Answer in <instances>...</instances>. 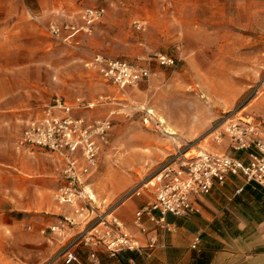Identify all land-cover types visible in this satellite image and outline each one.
<instances>
[{
  "label": "rangeland",
  "instance_id": "1",
  "mask_svg": "<svg viewBox=\"0 0 264 264\" xmlns=\"http://www.w3.org/2000/svg\"><path fill=\"white\" fill-rule=\"evenodd\" d=\"M19 1L0 0V8L17 15ZM92 7L105 14L90 30L72 38L48 31L53 22L82 26L81 11ZM159 53L176 65H160ZM99 54L131 62L143 57L150 77L126 90L104 85L85 65ZM33 58L43 60L52 96L56 90L94 100L93 108L77 114L111 116L108 142L86 183L101 207H111L177 155L224 145L222 124L229 116L262 117L264 0H23V61ZM22 127L13 126L12 147ZM216 130L223 135L220 144ZM56 248L46 241L25 247L12 241L0 264H47Z\"/></svg>",
  "mask_w": 264,
  "mask_h": 264
},
{
  "label": "crops",
  "instance_id": "2",
  "mask_svg": "<svg viewBox=\"0 0 264 264\" xmlns=\"http://www.w3.org/2000/svg\"><path fill=\"white\" fill-rule=\"evenodd\" d=\"M19 7L14 11L17 15H13L11 9L0 8V242H4L0 246V259L9 257L6 244L12 241L23 242V247L31 241L36 244L46 241L57 247L46 263L63 264L58 259L60 251L85 223L74 215L70 205H59L52 199V194L62 184V163L58 157L22 147L19 141L28 125L43 116L45 107H42L55 96L70 104L77 99L87 103L94 100L81 96L68 98L56 90L52 96L46 88L43 60L23 61V0L19 1ZM88 111L85 109L83 114ZM109 114H113L112 111ZM259 116L262 117L256 121L264 129V113ZM19 122L23 127L12 147L13 126ZM224 142V145H212L210 151H205L248 160V152L232 150L227 137ZM153 192L152 187L147 186L140 196L134 195L111 206L115 207V214L126 230L140 241L142 249L120 251L111 257L101 248L98 253L101 264H264V186L230 175L225 185L216 183L210 194L194 198L197 211L191 216L169 215L172 231L164 233L146 220L148 233L145 234L135 226L134 218L136 211L154 198ZM73 216L76 225L69 228L66 225L65 233H41L44 228L61 224L64 217ZM11 231L14 234H9ZM151 236L157 238L153 249L149 248ZM197 236L201 242L193 249L192 243ZM78 252L88 264V251L80 248Z\"/></svg>",
  "mask_w": 264,
  "mask_h": 264
},
{
  "label": "built area",
  "instance_id": "3",
  "mask_svg": "<svg viewBox=\"0 0 264 264\" xmlns=\"http://www.w3.org/2000/svg\"><path fill=\"white\" fill-rule=\"evenodd\" d=\"M105 9L87 8L80 18L82 26L75 24L59 25L53 22L48 31L61 38L77 36L81 30H90L101 20ZM138 57L136 62L111 58L106 55H94L86 61V67L95 71L102 81L121 90L136 87L150 77L148 66ZM156 60L162 66L174 67V58L156 54ZM104 97H102L103 99ZM96 103H86L77 99L70 104L62 97H56L49 104L41 118L33 121L24 130L19 144L29 149H38L58 157L62 163V184L55 192L59 205H70L74 215L81 217L84 228L69 241L58 255L63 264H85L79 255V249L88 251V264H101L99 250L103 248L111 257L120 251H140V241L126 230L124 223L115 214V207H101L92 198L87 181L98 168V158L103 144L108 142L113 127L111 116L89 118L77 113L93 108ZM151 118V114H149ZM149 123V118H145ZM223 132L230 140L232 150L248 152L247 161L227 153H212L205 150L196 155L190 152L179 154L167 162L151 180L127 193L125 199L140 196L144 187L151 186L154 198L145 203L135 213L134 224L142 233H148L145 221H150L155 229L164 233L172 231L168 216L188 217L197 211L194 198L208 195L214 185H225L230 175L243 177L247 183L264 186V129L253 117L229 116L222 124ZM216 130L215 141L221 143L223 135ZM241 189L237 190L239 194ZM64 217L61 224L41 230L43 235L65 233V226L76 225V218ZM200 237H196L192 248L197 249ZM157 244L155 236L150 237L149 248Z\"/></svg>",
  "mask_w": 264,
  "mask_h": 264
},
{
  "label": "bare ground",
  "instance_id": "4",
  "mask_svg": "<svg viewBox=\"0 0 264 264\" xmlns=\"http://www.w3.org/2000/svg\"><path fill=\"white\" fill-rule=\"evenodd\" d=\"M90 194H91V192H90ZM91 196H92V198H93V197H95V195H94V194H93V195L91 194ZM94 199H95V198H94ZM95 201H96V199H95Z\"/></svg>",
  "mask_w": 264,
  "mask_h": 264
}]
</instances>
